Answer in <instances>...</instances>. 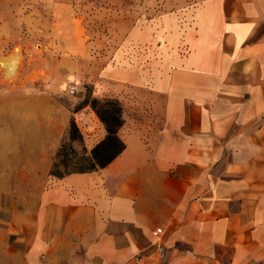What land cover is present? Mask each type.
<instances>
[{"label":"crops","instance_id":"obj_1","mask_svg":"<svg viewBox=\"0 0 264 264\" xmlns=\"http://www.w3.org/2000/svg\"><path fill=\"white\" fill-rule=\"evenodd\" d=\"M188 2L102 73L125 149L63 177L50 162L27 208L2 190L0 264H264V0Z\"/></svg>","mask_w":264,"mask_h":264},{"label":"rangeland","instance_id":"obj_2","mask_svg":"<svg viewBox=\"0 0 264 264\" xmlns=\"http://www.w3.org/2000/svg\"><path fill=\"white\" fill-rule=\"evenodd\" d=\"M180 1L0 0V193L7 204L29 207L50 162L65 173L90 154L83 133L100 122L92 100L121 106L103 83L104 69L125 59L133 30L141 37L139 30H154L190 0ZM73 122L83 139L72 142L75 153L59 156Z\"/></svg>","mask_w":264,"mask_h":264},{"label":"trees","instance_id":"obj_3","mask_svg":"<svg viewBox=\"0 0 264 264\" xmlns=\"http://www.w3.org/2000/svg\"><path fill=\"white\" fill-rule=\"evenodd\" d=\"M91 106L105 125L106 137L90 151L88 156L71 163L70 170L65 173L58 170V161H55L51 170L52 175L63 177L73 172H89L104 168L125 149V143L118 135V131L124 122L122 107L118 104V101L108 99L105 102H101L95 98L92 100ZM82 139L83 136L78 126L73 122L70 130V141L63 143L58 152L59 156L66 154L68 149L75 153L72 142L82 141ZM63 163L67 166L69 165L67 160H63Z\"/></svg>","mask_w":264,"mask_h":264},{"label":"built area","instance_id":"obj_4","mask_svg":"<svg viewBox=\"0 0 264 264\" xmlns=\"http://www.w3.org/2000/svg\"><path fill=\"white\" fill-rule=\"evenodd\" d=\"M76 90H77L76 86H71L69 91H70V93H75ZM161 232H162L161 228L156 229L157 234H160ZM163 250H164V245L162 243H158L156 245V251L163 252ZM146 259H147L146 254H139L134 258V263L135 264H144Z\"/></svg>","mask_w":264,"mask_h":264}]
</instances>
